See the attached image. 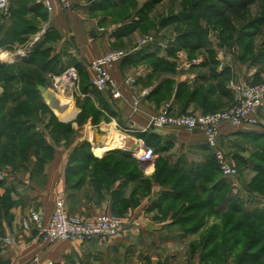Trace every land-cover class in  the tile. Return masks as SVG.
Returning <instances> with one entry per match:
<instances>
[{
    "label": "crops",
    "instance_id": "obj_1",
    "mask_svg": "<svg viewBox=\"0 0 264 264\" xmlns=\"http://www.w3.org/2000/svg\"><path fill=\"white\" fill-rule=\"evenodd\" d=\"M72 1L74 10L56 5L49 21L51 31L63 36L56 52L66 56L60 68L73 64L88 69L83 79L79 76L80 83L88 97L97 99L92 92L95 73L91 62L107 53L120 54L122 59L108 71L121 97L99 92L98 106L110 114L111 121L105 132L101 129L102 133L92 132L81 139L92 152L80 154L74 148L57 147L50 161L39 162L32 156L34 163L0 167V264H216L201 261L197 244L205 229L219 223L230 207H236L239 214L244 211L239 192L243 188L228 183L238 178L227 180L222 175L214 181V154L204 133L152 128L150 123L166 107L173 115L215 113L233 107L237 96L230 83L253 82L259 75L257 63L247 65L238 52L219 49L215 41H211L215 54L210 60L192 58L191 50L181 46L178 38L154 35L142 46L141 26L147 18L134 16L111 25L112 17L102 16L127 1L112 6L107 5L109 0H93L90 5ZM36 9L34 4L28 6V12ZM251 115L260 127L222 125L220 144L225 150L239 143L237 140L264 135V107ZM110 129L125 143L149 140L158 148L157 158L140 162L124 146L97 153L96 146L110 136ZM161 162L164 166L159 167ZM218 171L222 174L220 168ZM173 177L181 183L173 184ZM225 191L227 201L219 204L222 199L215 194ZM188 196L201 199L188 200ZM59 197L66 200L72 216H122L121 233L114 238L46 244L40 233L49 225ZM208 208L217 216L207 219ZM198 222L202 226L195 225Z\"/></svg>",
    "mask_w": 264,
    "mask_h": 264
},
{
    "label": "rangeland",
    "instance_id": "obj_2",
    "mask_svg": "<svg viewBox=\"0 0 264 264\" xmlns=\"http://www.w3.org/2000/svg\"><path fill=\"white\" fill-rule=\"evenodd\" d=\"M39 1L6 0V6L0 9V21L8 8L20 11L13 24L11 21L6 24V28L0 29V49H5L4 52L0 50V167L34 163L32 156H37L39 162L50 161L57 147L74 148L80 154L92 152L89 143L81 139L90 136L92 132L102 133L111 121L110 114L102 112L98 106L101 102L98 99L100 91L95 88L92 92L97 99H91L80 83L79 76L83 79V73L86 74L88 69L75 68L78 73L77 83L72 93L78 112L71 121L63 122L37 91L36 85L39 84L47 87L55 96H63L62 91L65 90L60 81L74 68L73 64L60 68L66 56L56 52L59 49L58 44H62L63 36L51 31V14ZM240 1L230 0L231 3ZM71 2L74 3L72 0ZM79 2L90 5L93 0ZM119 2L125 0H109L107 5L112 6ZM154 2L128 0L118 10L108 11L102 16H111V25L130 20L134 16L147 18L141 26L144 36L140 43L150 37L153 39L154 35L171 40L179 38L182 34H189L185 36L187 40L191 37L193 43L206 46L189 51L192 58H212L215 45L211 41H215L220 45L219 49L230 53L238 52L247 65L257 63L259 75L251 83L264 86V0H254L247 11L239 13L229 11L220 2L209 0H159L157 4ZM30 4L36 5L37 9L28 12ZM73 8L68 11L74 10ZM222 12L224 16L220 15ZM104 25L106 27L109 24ZM192 32L199 38H193L190 35ZM257 59H260V62H256ZM234 83L237 82H231L230 86ZM237 141L239 143L230 144L226 150L223 147V150L229 159L235 162L239 172L237 182L228 183H238L243 188H240L239 192L245 207L239 215H264V136ZM147 143L158 152V148L150 144L149 140ZM213 159L216 182L222 174L218 171L215 157ZM157 165L164 166L162 162ZM39 175L43 176L42 171ZM171 179L173 184L181 183L179 178ZM179 187L184 188L183 185ZM226 192L215 198H225ZM192 198L194 199V196H188L187 199ZM200 199L201 196H197L194 200ZM204 214L205 211L200 215ZM114 215L123 219L118 214ZM239 215L229 212L218 219L219 223H211L214 227L210 224L205 229L196 248L201 253V261H212L216 264H225L228 261L236 264H264V253H260L261 248H264V222H243L242 216ZM213 216L216 217V213L208 208L207 219ZM201 224L202 222H198L195 225ZM243 259L246 262H243Z\"/></svg>",
    "mask_w": 264,
    "mask_h": 264
},
{
    "label": "built area",
    "instance_id": "obj_3",
    "mask_svg": "<svg viewBox=\"0 0 264 264\" xmlns=\"http://www.w3.org/2000/svg\"><path fill=\"white\" fill-rule=\"evenodd\" d=\"M39 3L50 14L55 11L56 5L61 6L64 10H71L73 8L71 0H40ZM5 6L6 3L0 9ZM152 40L151 37L147 38L141 45H147ZM121 59L122 56L120 54L111 52L95 59L90 64L95 73L93 86L100 92L110 91L115 99L120 98L121 94L117 90V86L112 80L108 68ZM77 74L75 68L69 70L68 75L73 77V87L77 83ZM231 87L236 93L237 100L236 104L228 111L215 114H186L179 116L173 115L170 112V108L166 107L160 113L154 115L150 123V127L152 128L172 127L188 132L199 131L204 133L206 143L213 151L222 175L227 180L238 178L239 172L220 144V129L222 125L260 127L259 122L251 113L264 107V86L253 85L249 81H243L234 83ZM136 146L138 149L132 151L135 159L143 163L155 161L157 154L146 142L139 140V144L136 143ZM124 149L127 150L125 147ZM123 225V219L114 214H101L90 219L72 216L67 211L66 200L59 197L56 200L51 221L41 231L40 238L46 244H53L58 241L85 242L101 237L114 238L119 236Z\"/></svg>",
    "mask_w": 264,
    "mask_h": 264
},
{
    "label": "bare ground",
    "instance_id": "obj_4",
    "mask_svg": "<svg viewBox=\"0 0 264 264\" xmlns=\"http://www.w3.org/2000/svg\"><path fill=\"white\" fill-rule=\"evenodd\" d=\"M6 0H0V7L5 5ZM64 89V95L61 97L53 96L48 100V104L52 106L55 113L63 122H68L74 119L77 115V109L75 107V102L73 100V77L68 75L66 78H63L60 81ZM54 95V94H53ZM108 132V131H107ZM110 136L104 139V143L99 146L96 150L97 153H103L109 150H113L118 147H125L127 143L122 141L116 133L113 132V129L109 130ZM108 132V133H109ZM114 133V134H113Z\"/></svg>",
    "mask_w": 264,
    "mask_h": 264
},
{
    "label": "trees",
    "instance_id": "obj_5",
    "mask_svg": "<svg viewBox=\"0 0 264 264\" xmlns=\"http://www.w3.org/2000/svg\"><path fill=\"white\" fill-rule=\"evenodd\" d=\"M154 1H155L154 2L155 4H157L159 2V0H154ZM209 1H212V2H220L222 5H224L225 7H227V9L229 11L234 12V13H239V12L247 11V9L249 8V6L253 4V1L254 0H241L240 2H234V3H231L230 0H209ZM234 1H236V0H234ZM127 2H128V0H127ZM2 15L3 16H2V19L0 21V29L2 27H5L6 24L7 23L9 24L11 21H12V24H13L15 22L16 17L18 16L17 10H15L13 8H11V9L8 8L6 10V12L3 13ZM220 15L224 16L223 12ZM189 16H190V14H189ZM187 35H189V34H182V35L179 36L178 41H179V43H180L181 46L187 47L191 51H196V49H199L200 47H203V45H201L200 43H198V44H196L195 42L193 43L191 37H189V39L187 40V38H186ZM190 35L193 36V38H199V36H197V34H195L194 32L190 33ZM199 41L201 42V40H199ZM37 85H39V84H37ZM37 85H36V87H37ZM263 136H260V138L263 137ZM216 196L217 195L215 194V197ZM225 201H227V199H222L218 203L219 204H224ZM229 212H233L236 215H239V212H238V210H237L236 207H230V209L227 211L226 214H228ZM239 216H242V215H239ZM246 217H245V215H244V217L242 216V221L243 222L244 221L251 222V221H257V220H259L261 222H264V215H262V214H254V215H251L250 214L248 216L246 215ZM201 226H202V224H201ZM260 253H264V248H261V252ZM243 262H246V261L243 259Z\"/></svg>",
    "mask_w": 264,
    "mask_h": 264
},
{
    "label": "water",
    "instance_id": "obj_6",
    "mask_svg": "<svg viewBox=\"0 0 264 264\" xmlns=\"http://www.w3.org/2000/svg\"><path fill=\"white\" fill-rule=\"evenodd\" d=\"M37 91H39L43 95L46 102H48V100L50 98H53V96H55V95H53L52 92L48 91L47 87L42 86V85H37ZM50 107L52 108V106H50ZM133 141H134L133 139H129L126 142L127 144H126L125 148L130 152L138 149V147L136 146V144H134ZM97 147H99V146H96V148Z\"/></svg>",
    "mask_w": 264,
    "mask_h": 264
}]
</instances>
